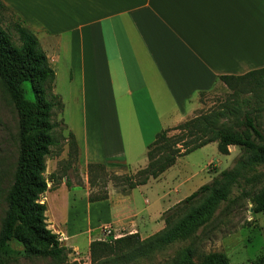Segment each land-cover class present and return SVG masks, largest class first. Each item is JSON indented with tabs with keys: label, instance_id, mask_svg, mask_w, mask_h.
<instances>
[{
	"label": "crops",
	"instance_id": "1",
	"mask_svg": "<svg viewBox=\"0 0 264 264\" xmlns=\"http://www.w3.org/2000/svg\"><path fill=\"white\" fill-rule=\"evenodd\" d=\"M0 1L36 35L55 73L59 120L85 168L103 164L122 175L145 167L158 133L190 119L199 96L227 88L220 76L264 67V0ZM177 160L126 195L107 186L104 201H88V182L62 183L45 193L46 211L64 198L69 206L86 202L87 252L104 240V226L146 239L164 228V212L193 193L185 180L164 190Z\"/></svg>",
	"mask_w": 264,
	"mask_h": 264
},
{
	"label": "trees",
	"instance_id": "2",
	"mask_svg": "<svg viewBox=\"0 0 264 264\" xmlns=\"http://www.w3.org/2000/svg\"><path fill=\"white\" fill-rule=\"evenodd\" d=\"M1 9L8 10L0 1ZM10 27L17 42L3 27L0 14V85L18 121V155L13 179L4 197L0 226V264L12 256L47 257L63 263L70 250L48 229L47 208L42 202L48 191L44 176L46 161L55 156L53 149L61 145L56 129L62 126L67 130L62 121H55V113L63 111V104L53 92L55 73L36 35L18 17ZM219 80L231 91L229 104L158 133L147 147L144 168L118 176L108 173L103 164H88V201L107 200L108 182L126 195L150 179L158 178L178 158L212 143L225 156L229 155V147L239 149L233 166L164 212V228L154 235L141 239L135 233L92 241L89 244L91 264H125L148 257L174 242L193 238L211 221L217 205L229 202L231 188L241 187L242 181H248L247 173L264 165V132L258 121L259 112L264 110V67L242 76H220ZM25 83L30 86L32 100L26 97ZM67 132L63 138V142L67 139L68 146L64 170L74 168L79 160L75 137ZM170 132L175 133L169 136ZM63 177L65 186L72 188L67 176L63 174ZM243 195L250 201L254 213L264 212V187ZM195 257V249L188 247L167 264H230L222 253L203 254L196 260Z\"/></svg>",
	"mask_w": 264,
	"mask_h": 264
},
{
	"label": "rangeland",
	"instance_id": "3",
	"mask_svg": "<svg viewBox=\"0 0 264 264\" xmlns=\"http://www.w3.org/2000/svg\"><path fill=\"white\" fill-rule=\"evenodd\" d=\"M0 14L3 17V27L11 33L12 38L17 42L16 34L10 27L16 15L10 9H1ZM24 88L27 99L32 100L33 96L29 84L25 83ZM231 99V91L227 88L223 91L213 90L205 93L198 97V110L191 118L218 110L228 105ZM258 116V121L264 132V110H261ZM55 121L60 122L59 112L55 113ZM67 133V130L62 126L56 129V135L61 141V145L53 149L52 153L55 156L46 161L44 176L48 183V190H53L56 186L65 183L66 178L63 177V174L67 176L71 185L77 187L87 186L86 168L80 166L79 161L74 168L63 169L68 160L67 139L63 142V138L67 137ZM174 133L170 132L168 135ZM228 151L229 155H221L215 143L179 158L178 163L170 170L168 178L161 182L165 188L164 190L168 191L169 187H175L177 183L182 185V180H185L184 185L189 186L192 193L202 185L209 183L221 171L231 168L240 154L237 147L231 146ZM17 155V115L0 85V226L4 217V197L13 179ZM138 170L140 169L129 170L122 175L134 174ZM108 173L115 174L111 171H108ZM118 176H121V174ZM246 177L248 181H242L239 188H231L229 202L219 203L215 208L211 221L205 227L200 228L193 238L174 242L155 251L148 257L125 264H167L180 251L188 247L195 249V260L203 254L222 253L226 255L230 264H264V212L254 213L250 201L243 195V193H252L264 187V165L254 168L253 171L246 174ZM107 186L113 185L108 182ZM116 190L119 191V189ZM44 200L45 194L42 197V202ZM55 203L52 210L45 212L47 227L55 234H60V231L63 233L67 231L72 239L65 242L59 235L61 244L66 248L67 244L73 247L76 246L78 249H69L70 252H67L66 261L63 263H58L47 257L12 256L3 259V264H91L89 251L87 252L86 202L76 201L69 206L64 198L61 203H57V201ZM95 233L96 231L93 232L94 235ZM113 237L117 236L104 237V240Z\"/></svg>",
	"mask_w": 264,
	"mask_h": 264
},
{
	"label": "built area",
	"instance_id": "4",
	"mask_svg": "<svg viewBox=\"0 0 264 264\" xmlns=\"http://www.w3.org/2000/svg\"><path fill=\"white\" fill-rule=\"evenodd\" d=\"M102 234H103V236L105 237V238H109V237H111L112 235H111V228L110 227H104L103 229H102ZM114 239H116L117 237H113Z\"/></svg>",
	"mask_w": 264,
	"mask_h": 264
}]
</instances>
